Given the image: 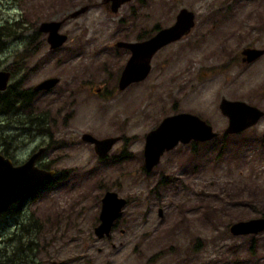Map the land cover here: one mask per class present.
<instances>
[{
    "label": "rangeland",
    "instance_id": "rangeland-1",
    "mask_svg": "<svg viewBox=\"0 0 264 264\" xmlns=\"http://www.w3.org/2000/svg\"><path fill=\"white\" fill-rule=\"evenodd\" d=\"M108 3L0 0V21L20 25L0 38L7 87L22 92L58 77L51 89L28 93L29 102L17 97L0 109V153L22 160L43 146L38 165L55 170L0 214V264H264V230L228 229L264 216L263 119L224 133L218 106L226 98L264 108L248 80L264 55L247 70L240 54L249 45L264 49V0H128L115 12ZM180 8L194 13L190 32L154 52L143 80L118 90L129 54L116 42L152 36ZM62 18L66 39L49 48L38 24ZM258 84L264 91V80ZM177 112L204 119L217 136L178 142L145 170L146 132ZM29 115L43 123L27 122ZM82 133L121 138L99 156ZM107 190L126 203L110 234L98 238Z\"/></svg>",
    "mask_w": 264,
    "mask_h": 264
},
{
    "label": "water",
    "instance_id": "water-1",
    "mask_svg": "<svg viewBox=\"0 0 264 264\" xmlns=\"http://www.w3.org/2000/svg\"><path fill=\"white\" fill-rule=\"evenodd\" d=\"M108 1V0H107ZM111 11L128 0H110ZM86 9L82 6L71 11L67 17H74ZM61 20H48L39 23L38 28L47 32L46 40L50 48L61 45L66 35L59 32ZM194 24V13L186 8H180L175 15L174 22L162 27L152 36L140 41H117V46L130 49L117 79V89L123 90L129 84L143 80L150 70V58L160 47L189 33ZM246 60H252L262 53L255 48L244 49ZM9 72L0 70V90L7 86ZM58 81L56 77H49L35 85L34 89L51 88ZM221 113L227 118L224 133H236L254 124L262 115V111L242 100L221 98L218 103ZM217 135L211 125L204 119L188 112H177L164 116L159 123L146 132L144 136L143 157L144 168L150 170L165 150L174 147L178 142L205 141ZM81 139L92 143L94 152L103 156L120 136L96 138L90 133H82ZM44 147H39L25 161L14 164L8 157L0 154V213L15 203L21 196L50 179L55 171L44 169L36 165V159L42 154ZM126 199L117 195L115 191L107 190L100 199L98 224L93 228L96 237L102 238L110 234L114 222L122 214V207ZM158 214L161 211L158 210ZM233 235L256 233L264 230V216L239 220L229 225Z\"/></svg>",
    "mask_w": 264,
    "mask_h": 264
},
{
    "label": "flooded vegetation",
    "instance_id": "flooded-vegetation-1",
    "mask_svg": "<svg viewBox=\"0 0 264 264\" xmlns=\"http://www.w3.org/2000/svg\"><path fill=\"white\" fill-rule=\"evenodd\" d=\"M108 2H110V8H111V1L110 0H103V4H104V7L105 8H108V5H109V3ZM64 19H66V18H62V19H59V20H61L62 22H61V24H60V27H61V25H62V23L64 22ZM59 27V28H60ZM38 28V27H37ZM38 30H39V28H38ZM40 32H42V33H44L45 34V41H46V43L48 44V42H47V40H46V37H47V32H43V31H41V30H39ZM147 38V37H146ZM145 39V38H144ZM144 39H135V40H120V41H140V40H144ZM63 44V43H62ZM61 44V45H62ZM61 45H59V46H57V47H55V48H53V49H56V48H58V47H60ZM48 47L50 48V46H49V44H48ZM119 47V46H118ZM120 48V47H119ZM122 49H124L129 55H130V49L129 48H127V47H121ZM246 48H255V49H259V50H262V53L261 54H259L256 58H254V59H252V60H246V55L244 54V49H246ZM240 54L242 55L241 56V60H243V61H245V63H247L248 65H247V70H248V67L252 64V63H254L256 60H258V58H262L263 57V55H264V49L263 48H261V47H257V46H255V45H249V46H246V47H244L243 49H242V51L240 52ZM262 56V57H261ZM250 64V65H249ZM5 70V69H4ZM8 71V70H7ZM9 72V71H8ZM249 72H250V70H249ZM9 75H10V73H9ZM54 77H56V76H54ZM56 78H58V77H56ZM248 80L249 81H251L250 82V88H249V90L251 89L252 91H254L255 92V95H253V98L252 99H254V100H256V99H259V100H261L262 101V98H264V91H262V92H259L260 91V84H258V83H261L263 80H264V66L262 67V69H257L254 73H252L251 75H250V78H248ZM58 82V81H57ZM8 83V82H7ZM8 85V84H7ZM7 87V86H6ZM52 87H54V86H52ZM51 87V88H52ZM51 88H43V89H40V90H48V89H51ZM7 88H5L4 90H0V91H5ZM33 91H39V90H36V89H34L33 87H32V89H30V91H29V94L31 95L32 94V92ZM231 100H239V99H231ZM22 101H23V103H25L26 101H28L29 102V100H28V92H27V90H22ZM247 104H249V105H252V106H255L256 108H258L259 110H261L262 111V115L258 118V120L254 123V124H252L251 126H253V125H255L256 126V123L259 121V119H263V123H262V129L264 130V108H262V107H259V106H257V105H255V104H253V103H247ZM251 126H249L250 128H251ZM25 127H27V126H25ZM248 128V127H247ZM263 133H264V131H263ZM264 135V134H263ZM121 138V137H120ZM39 147H37V149H38ZM37 149H35V150H33V151H31L30 152V155L33 153V152H35ZM3 153H0V154H2L3 156H5V157H8V158H10L11 160H12V162L13 163H17V162H19L20 161V163L21 162H23V161H25L29 156H27L25 159H22V160H15V159H13V158H11V154H8L6 151H2ZM24 197H21L19 200H18V202L19 201H21L22 199H23ZM14 205V204H13ZM13 205H11L9 208H11ZM8 208V209H9ZM7 209V210H8ZM5 212V211H4Z\"/></svg>",
    "mask_w": 264,
    "mask_h": 264
},
{
    "label": "trees",
    "instance_id": "trees-1",
    "mask_svg": "<svg viewBox=\"0 0 264 264\" xmlns=\"http://www.w3.org/2000/svg\"><path fill=\"white\" fill-rule=\"evenodd\" d=\"M7 19L5 21H0V38L3 37H9V36H14L19 28V21L17 20H11ZM29 89L27 90V92L29 93ZM22 92H17L12 86L7 87V89L5 91L0 92V109L4 110V111H8L9 109L12 108V104L16 101V98L18 97L19 101L18 104L23 105V101H22ZM33 115H29L27 122L32 123V122H38V121H42L43 123V117L37 120H34L32 118ZM38 166L42 167V168H46L49 169L50 166H47L44 163H40ZM49 181H46L44 183H47ZM11 208H9L8 213H10ZM5 211V212H6ZM4 213V212H3ZM12 213V212H11Z\"/></svg>",
    "mask_w": 264,
    "mask_h": 264
}]
</instances>
